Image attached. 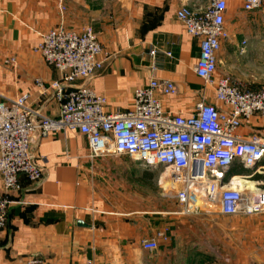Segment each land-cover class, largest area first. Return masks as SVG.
I'll use <instances>...</instances> for the list:
<instances>
[{
	"label": "crops",
	"instance_id": "obj_1",
	"mask_svg": "<svg viewBox=\"0 0 264 264\" xmlns=\"http://www.w3.org/2000/svg\"><path fill=\"white\" fill-rule=\"evenodd\" d=\"M227 3L229 38L217 53L215 77H228L241 88H264L257 87L264 41H239L245 12L238 0ZM206 5L205 0H0V99L29 94L32 108L55 117L56 101L35 84L60 79L34 51L39 34L89 26L102 48L103 68L88 84L106 97V112L131 110L135 89L152 78L176 85L174 97L158 95L170 114L188 116L202 100L223 108L194 73L199 40L175 16L181 7ZM239 132L264 139V121L254 117ZM31 152L44 175L39 182L20 177V189L8 194L0 264H25L29 258L45 264H264V214H180L175 202L166 207L163 199H150L149 169L125 156L89 158L78 132L50 133ZM244 178L248 187L261 182ZM161 231L168 240L144 250L142 242Z\"/></svg>",
	"mask_w": 264,
	"mask_h": 264
},
{
	"label": "built area",
	"instance_id": "obj_2",
	"mask_svg": "<svg viewBox=\"0 0 264 264\" xmlns=\"http://www.w3.org/2000/svg\"><path fill=\"white\" fill-rule=\"evenodd\" d=\"M205 1V7H181L175 16L186 34L199 40L194 73L223 108L202 100L188 116L170 114L163 108L158 95L174 97L177 88L172 81L156 78L135 89L131 110L106 112V97L88 84L103 68V51L92 28L74 31L60 26L39 34L34 51L60 79L47 86L40 80L35 84L43 93H51L57 114L48 117L32 108L29 94L0 99V231L7 224L8 194L20 189L19 178L39 182L44 175V166L33 159L31 140L67 131L84 136L91 159L108 154L125 156L146 169L159 170L163 195L175 201L180 214H264V139L239 132L242 124L254 117L264 121V88H241L228 77H215L217 53L229 38L228 3ZM238 1L245 13L264 8V0ZM150 55L154 56L155 50ZM236 164L249 172L233 174ZM243 177L261 182L250 188L242 183ZM158 240H168L166 231L141 246L154 251ZM25 264L45 263L29 258Z\"/></svg>",
	"mask_w": 264,
	"mask_h": 264
},
{
	"label": "rangeland",
	"instance_id": "obj_3",
	"mask_svg": "<svg viewBox=\"0 0 264 264\" xmlns=\"http://www.w3.org/2000/svg\"><path fill=\"white\" fill-rule=\"evenodd\" d=\"M239 21V28L241 30L239 41H264V9L243 13L242 18ZM232 22H235L236 25L237 19H234ZM261 65V78L257 87H264V63H261ZM160 173L159 170H150L148 172L149 197L153 201H155L156 198L159 200L163 199L164 204L167 207V205L174 203L175 201L172 198L167 197V195L162 196L163 192L161 188L163 185L159 182Z\"/></svg>",
	"mask_w": 264,
	"mask_h": 264
},
{
	"label": "trees",
	"instance_id": "obj_4",
	"mask_svg": "<svg viewBox=\"0 0 264 264\" xmlns=\"http://www.w3.org/2000/svg\"><path fill=\"white\" fill-rule=\"evenodd\" d=\"M240 171V173H242V174H246V173H248L249 171L247 170V169H244V168H242L241 166H239V165H235L233 168H232V170L231 171ZM246 182H248V184H254V180H252V182H251V180L249 181H246Z\"/></svg>",
	"mask_w": 264,
	"mask_h": 264
},
{
	"label": "water",
	"instance_id": "obj_5",
	"mask_svg": "<svg viewBox=\"0 0 264 264\" xmlns=\"http://www.w3.org/2000/svg\"><path fill=\"white\" fill-rule=\"evenodd\" d=\"M39 140V137H35L31 140V144H30V150L32 151V149L34 148L35 143ZM78 225H81L82 223L78 222Z\"/></svg>",
	"mask_w": 264,
	"mask_h": 264
},
{
	"label": "bare ground",
	"instance_id": "obj_6",
	"mask_svg": "<svg viewBox=\"0 0 264 264\" xmlns=\"http://www.w3.org/2000/svg\"><path fill=\"white\" fill-rule=\"evenodd\" d=\"M257 186H258V185H256V186H250V188H255V187H257ZM250 188H249V189H250Z\"/></svg>",
	"mask_w": 264,
	"mask_h": 264
}]
</instances>
